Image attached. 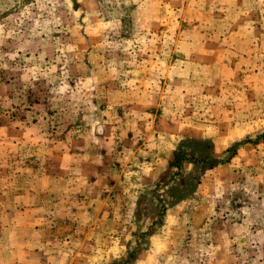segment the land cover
Returning <instances> with one entry per match:
<instances>
[{
    "label": "rangeland",
    "instance_id": "1",
    "mask_svg": "<svg viewBox=\"0 0 264 264\" xmlns=\"http://www.w3.org/2000/svg\"><path fill=\"white\" fill-rule=\"evenodd\" d=\"M96 143L172 250L264 264V0H0V264L71 255L54 185Z\"/></svg>",
    "mask_w": 264,
    "mask_h": 264
},
{
    "label": "crops",
    "instance_id": "2",
    "mask_svg": "<svg viewBox=\"0 0 264 264\" xmlns=\"http://www.w3.org/2000/svg\"><path fill=\"white\" fill-rule=\"evenodd\" d=\"M88 152V164L95 170L93 174L85 175L80 169L75 177L65 179V184L64 180H57L58 183L54 185L56 192L64 186L65 193H69L60 199L59 210L56 207L54 212L58 210V213L64 214L66 222L61 229L72 233V237L70 235L64 241L65 251L69 245L73 247L69 250L71 255H59V264H81L82 260L85 264H206L204 257L198 261L196 256H192L198 253L199 257V251L192 253L193 250L192 254L188 251L191 244L189 238L181 241L184 249H180L179 253L172 250L171 239L162 237L163 230H170L176 223L174 220L178 211H174L173 206L166 205L163 212L159 206V197L144 191V186H141L143 184H140L138 194L130 191L125 186L126 182L135 181L123 173L113 179L109 175H100L99 171L107 170L109 166L107 160L102 159L105 151L101 143H96ZM123 188L128 189L126 194H122ZM163 213L164 216H161ZM80 214L84 216L78 221L77 216ZM70 215L73 224L68 226L66 224ZM81 225L88 233L84 237L73 231L81 229ZM47 229L52 231L54 228L49 226ZM113 229L122 231L120 238H114ZM97 232L101 235L99 239ZM86 248L88 252L83 253ZM34 255L31 254V259L36 257ZM40 258L34 259H40L41 264L49 260L42 256Z\"/></svg>",
    "mask_w": 264,
    "mask_h": 264
},
{
    "label": "trees",
    "instance_id": "3",
    "mask_svg": "<svg viewBox=\"0 0 264 264\" xmlns=\"http://www.w3.org/2000/svg\"><path fill=\"white\" fill-rule=\"evenodd\" d=\"M174 166L179 167L178 164H177V162L175 163ZM242 247H243V248H247V249H248V247H251V245H250V243H249V241H248L247 238H245L244 245H243ZM243 248H242V249H243Z\"/></svg>",
    "mask_w": 264,
    "mask_h": 264
}]
</instances>
